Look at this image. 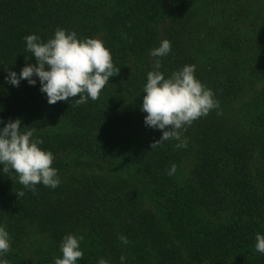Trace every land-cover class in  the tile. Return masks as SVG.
<instances>
[{
    "label": "trees",
    "instance_id": "trees-1",
    "mask_svg": "<svg viewBox=\"0 0 264 264\" xmlns=\"http://www.w3.org/2000/svg\"><path fill=\"white\" fill-rule=\"evenodd\" d=\"M57 28L110 49L120 71L95 101L50 105L36 77V86L6 83L36 63L24 38L46 42ZM165 39V76L195 65L219 102L182 132V149L175 140L152 148L159 130L125 132L144 123L150 52ZM17 118L54 154L61 184L33 193L0 171L10 264H54L68 234L84 236L77 264H264L255 250L264 235V0H0V119Z\"/></svg>",
    "mask_w": 264,
    "mask_h": 264
},
{
    "label": "clouds",
    "instance_id": "clouds-1",
    "mask_svg": "<svg viewBox=\"0 0 264 264\" xmlns=\"http://www.w3.org/2000/svg\"><path fill=\"white\" fill-rule=\"evenodd\" d=\"M24 40L26 51L32 54L36 63L27 64L19 74L9 71L5 81L14 87H19L24 80L30 86H36L38 79L40 92L46 94L50 105L68 102L70 98H76L70 104L76 106L86 104L89 99L95 101L120 71L114 66L111 51L102 40L78 39L75 31L57 28L46 42L36 34L26 36ZM171 48V42L165 39L159 47L151 50L153 70L148 72L143 88L141 111L146 113L144 125L162 132L152 148L169 140L178 141L175 145L178 149L186 148L187 140L181 139L182 132L219 107L213 90L196 78L195 65H185L165 76L160 58L168 56ZM0 125H3L0 127V171H13L19 183L33 193H36L38 184L51 189L59 187L58 169L52 166L54 154L41 147L43 140L34 135L37 129L22 128L19 118L7 123L0 119ZM175 171L176 165L173 164L168 174ZM23 195V191L18 193V196ZM10 239L6 226L0 225V264H10L4 256L10 250ZM119 239L124 244L129 243L125 236ZM255 239V250L264 254V235L257 233ZM83 240V235H65L60 244L62 258H55L54 264H77L82 260ZM120 259L124 264L125 258ZM98 264H109V261L101 258Z\"/></svg>",
    "mask_w": 264,
    "mask_h": 264
},
{
    "label": "rangeland",
    "instance_id": "rangeland-1",
    "mask_svg": "<svg viewBox=\"0 0 264 264\" xmlns=\"http://www.w3.org/2000/svg\"><path fill=\"white\" fill-rule=\"evenodd\" d=\"M20 71L21 70H17L16 71L17 74H19ZM57 126L61 127V126H64V124L61 120H58L56 123L53 122V124H51V127L54 129L58 128ZM153 131L155 130L145 127L144 123H141V122L130 125L129 127L125 129L126 133H133L135 135H140V136L151 134V132ZM191 163H192L191 158L186 159L185 163L182 166V170H181L183 172V175H187L188 172L191 170ZM77 174L78 173H74V171H72L71 173L66 174L63 177L67 178V177H71Z\"/></svg>",
    "mask_w": 264,
    "mask_h": 264
}]
</instances>
